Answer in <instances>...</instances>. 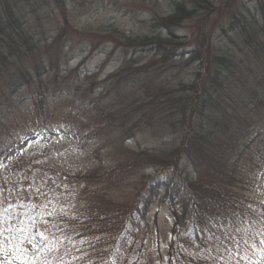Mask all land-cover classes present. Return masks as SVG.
Segmentation results:
<instances>
[{
	"label": "trees",
	"instance_id": "obj_1",
	"mask_svg": "<svg viewBox=\"0 0 264 264\" xmlns=\"http://www.w3.org/2000/svg\"><path fill=\"white\" fill-rule=\"evenodd\" d=\"M252 3L257 8H250ZM263 4L262 0H176L172 15L157 21V25L166 31V39L136 42L140 46L124 53V59L130 60L132 55L137 56L143 48L150 46L155 50L154 56L161 57L164 63L173 58L180 60L184 55L182 44L171 26L177 28L185 24L184 20L192 19L188 41L193 49L185 55L191 64L199 63L200 69L187 89L181 90L183 84H180L175 91L150 81L143 86L138 84V88L116 90L122 104L112 109H120L114 117L119 119L116 124L124 139L117 145L126 160L114 163L105 179L98 176L99 171L74 176L85 188L66 201L62 215L47 217L43 226L46 239L39 236V243L31 247L36 259H32L34 256L30 252L23 264H112L108 256L118 264L120 252L132 249L145 216L158 200L175 214L168 243V264H245L251 260L247 252L258 258L251 244L255 238L260 241L264 235V204L251 208L245 188L238 185L239 169L235 160L232 161L234 155L227 151L242 132L236 128L240 118L238 104L248 107L254 100L257 106L261 104L263 100L258 97H264V76H255L253 85L245 89L247 92L239 95L237 101L232 100L236 93L232 81L246 77L241 70L243 61L238 55L241 48H221L219 41L217 46L211 44L214 29L206 27L205 23L226 20L227 28H222L219 35L228 39L238 35L241 45L251 51L248 56L257 61L264 58L261 41L264 25L259 27L252 21L251 11L264 18ZM18 5L19 0H0V158L28 134L40 129L57 131L55 128L63 121L60 115L72 113L67 101L53 99L48 103L44 97L37 96L31 100L32 107H27L28 115L33 118L32 124L20 127L25 113L21 107L13 105L12 97L22 87L67 66V54L73 48L68 47L65 53L57 46L59 39L70 37L69 31L67 35H56L53 41L56 48L52 53H39L38 41L26 31V22L20 21L24 16ZM263 65L260 63L258 71L263 70ZM126 71L120 70L108 77V81L115 76L122 77ZM6 77L10 85H6ZM181 92L185 95L177 96ZM51 105L59 111L56 117L49 115ZM90 105L98 116L105 114L109 107L100 108L99 112L96 109L99 107ZM156 129L172 139L167 150L123 149L138 133ZM70 130L74 128L70 127ZM113 150L112 153L117 151ZM113 156L117 158L115 153ZM6 170H0V238L6 233L17 237L19 234L15 229L24 227L30 230V236L37 238L38 217L34 222L23 219L30 212L26 205L32 207L35 204L28 199V193L23 194L25 179L9 176ZM145 171H151L153 176L144 177L141 172ZM112 172L120 173V176L113 175L112 179L109 176ZM124 172L128 175L123 178ZM128 177H136V181L125 183ZM85 180L84 184L82 181ZM90 182L100 186L90 190L86 187ZM109 182L114 191L121 185L128 188V184L135 182L134 194L123 198L121 203L116 197L108 198L110 191L113 192ZM14 190L22 192L21 196ZM38 197L36 202L43 198V193ZM57 197L52 206L58 209L60 196ZM40 249L44 251L38 253ZM22 256L23 251L19 257ZM140 257L141 253L135 264ZM261 257L264 260V253ZM5 258L8 254L0 253V264Z\"/></svg>",
	"mask_w": 264,
	"mask_h": 264
},
{
	"label": "rangeland",
	"instance_id": "obj_2",
	"mask_svg": "<svg viewBox=\"0 0 264 264\" xmlns=\"http://www.w3.org/2000/svg\"><path fill=\"white\" fill-rule=\"evenodd\" d=\"M175 1L61 0L60 3V0H19L18 6L24 16L20 21L26 22V31L38 41L39 53H47V55L52 53L56 48L53 45L56 35L60 33L67 35L69 31H71L70 37L59 39L57 46L65 53L68 47L73 48L71 52L68 51L67 66H61L58 73L47 74L31 85L22 87L12 97L13 105L21 107V111L25 113V118L20 120L21 128L32 124L33 118L28 115L30 111L27 107H32L31 100L37 96L44 97L43 99L48 103H52L53 99L67 101L68 105H71L72 113L60 115L63 121L55 128L57 129L55 134H28L0 158V170L7 169L5 173L9 176L17 175L16 177L25 179L23 194L28 193V199L35 204L32 207L26 205L27 211L30 212L23 216V219L34 222L33 220L38 217V221L36 220L38 233L46 234V231L43 232V226L47 217L53 214L55 218L59 213L62 215L64 207L67 206L66 201L71 200L76 191L82 192L85 188V185L77 181L74 176L89 175L90 172L99 171L98 176H103L105 179V175L111 172L114 163L126 160L120 145H117L124 140L116 124L119 119L114 117L120 109H112L122 104L118 101L117 89L122 90L125 87L129 90L131 86L138 88V84L143 86L151 81L155 85L163 84L177 91L180 84H183L180 86L181 90L187 89V86L195 80L200 69L199 63L191 64L188 56L185 55L193 49L188 41L192 33L190 24L192 19L184 20L183 25L186 28L183 25L177 28L171 26L178 37V42L182 44L181 51L184 55L180 60L173 58L164 63L161 57L154 56L155 50L150 46L143 48L144 51L137 56L132 55L133 58L131 57L130 60L124 59V53L140 46L137 43L150 39H166L167 33L157 25V21L172 15ZM262 1L264 3V0ZM253 3L249 7L257 8ZM251 14L252 21H255L257 26L264 25L262 16L252 11ZM66 21L67 25H65ZM205 26H212L214 29L211 44L217 46L219 41L221 48L230 47L235 50L241 48L238 55L243 61L241 70L246 77L242 76L232 81L236 87L232 100L237 101L238 96L244 95L247 92L245 89L253 85L255 76H264V65L263 70L258 71L261 69L260 63L264 64V58L253 61V57L248 56L251 51L241 45L238 35L229 36L231 39L219 35L222 28H227L226 20L208 21ZM261 41L264 43V38ZM124 69L127 71L122 77L115 76L108 81V77ZM5 81L6 85H10L8 77ZM182 95L185 93H177V96ZM258 98L260 101L263 100L259 106L255 100L248 107H241L237 102V113L240 118L236 128L242 132L227 151L228 154L234 155L232 161L235 160V165L240 171H237L238 185L245 188V194L252 208L262 207L264 204V97ZM90 103L99 107L96 108L99 112H101L100 108L109 107L102 117L97 115ZM35 108L39 107L35 106ZM90 109L93 112H90ZM75 111L76 116L73 117ZM58 113L57 108L51 105L49 115L56 117ZM70 127L74 130H70ZM165 136L158 129L153 132L144 130L138 133L134 141L126 143L123 149L165 151L172 142V139ZM113 149H117L114 152L116 159L112 153ZM141 173L144 177L153 176L151 171ZM122 174H126L123 178L128 175L127 172ZM113 175L119 177L120 173L109 174L112 179ZM136 177H128L125 183L130 180L136 181ZM86 181L82 182L85 184ZM134 183L128 184V188L121 185L114 191L113 184L109 182L113 192L112 190L108 192V198L116 197V201L121 203L123 198L134 194ZM97 186L100 185H92L90 182L86 187L93 190ZM14 191L16 195L21 196L22 192ZM42 193L43 198L36 202L35 200L39 199L38 196ZM57 195L60 196L58 209L57 206H52L54 204L52 201L55 203L57 201L55 200L58 198ZM174 221L175 214L158 200L145 216L143 227L136 233L132 249L126 253L120 252L118 264H135L140 253V260L136 264H168V243ZM15 231L19 234L17 237L8 236L6 233L0 238V253L8 254L3 264H23L22 261L30 252L34 256L32 259H36L31 247L39 243L40 235L33 238L29 235L30 230L25 227ZM251 249L256 251L258 258H253L255 256L247 252L251 260H247L245 264H264L261 257L264 253V235L263 238L260 237V241L257 238L252 241ZM22 251L23 256L20 258ZM43 251L44 249H40L38 253ZM108 259L115 264L113 258L108 256Z\"/></svg>",
	"mask_w": 264,
	"mask_h": 264
},
{
	"label": "snow or ice",
	"instance_id": "obj_3",
	"mask_svg": "<svg viewBox=\"0 0 264 264\" xmlns=\"http://www.w3.org/2000/svg\"><path fill=\"white\" fill-rule=\"evenodd\" d=\"M38 235H40V238H41V239H46V237L43 235L42 232H41V233H38ZM34 247H35V245H34Z\"/></svg>",
	"mask_w": 264,
	"mask_h": 264
},
{
	"label": "bare ground",
	"instance_id": "obj_4",
	"mask_svg": "<svg viewBox=\"0 0 264 264\" xmlns=\"http://www.w3.org/2000/svg\"><path fill=\"white\" fill-rule=\"evenodd\" d=\"M41 133H48V130H46V129H40L39 130Z\"/></svg>",
	"mask_w": 264,
	"mask_h": 264
}]
</instances>
